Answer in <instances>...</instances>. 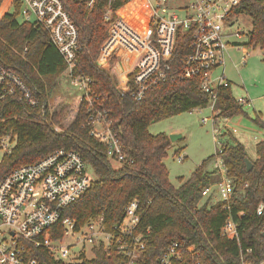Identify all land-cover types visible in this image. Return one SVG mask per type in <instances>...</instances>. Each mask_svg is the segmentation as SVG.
Returning a JSON list of instances; mask_svg holds the SVG:
<instances>
[{
    "label": "trees",
    "instance_id": "1",
    "mask_svg": "<svg viewBox=\"0 0 264 264\" xmlns=\"http://www.w3.org/2000/svg\"><path fill=\"white\" fill-rule=\"evenodd\" d=\"M9 2L3 0L0 15ZM89 2L70 0L66 4L82 46L73 74L90 77L92 94L99 95L111 109L126 159L113 167L104 143L90 134L82 101L67 128L55 129L60 124L59 114L48 106L42 108L41 104L48 100L66 63L45 29L17 20L19 4L15 2L13 10L0 19V62L23 76L26 84L34 89L40 105L31 107L15 98L1 102L0 135L16 136V144L0 160V179L11 169L35 162L58 148L75 150L95 177L77 200L63 208L62 215L74 218L78 225L102 218L104 228L111 231L123 217L125 206L137 199L138 230L149 229L137 264H160L161 253L172 242H178L186 262L192 255L201 264H241L242 255L251 264H264V207L261 214L256 213L258 203H264V121L258 115L253 119L262 129L263 137L255 144L256 158L250 159L249 171L244 145L227 130L220 135L221 156L234 188L227 209H224V201L214 197V190L206 196L202 194L217 176L215 169H208L216 153L203 159L185 181L174 186L163 163L171 141L165 133H149L148 126L185 111L206 107L210 95L200 90L196 78H168L140 100L121 95L115 88L114 77L97 63L100 47L115 16L111 13L110 19L104 17L108 0H94L91 6ZM124 3L112 1L111 8L114 10ZM235 11L251 17L247 45L258 47L264 62V0H242ZM188 37L186 32H177L172 69L187 51ZM214 107L216 117L245 114L230 87L217 89ZM238 214L242 223L239 240L222 236L220 230L226 218H237ZM57 230L59 226L47 229L41 236L57 238L61 234V230L54 232ZM25 244L30 255L42 264L126 263V258L118 251L105 252L102 246L95 248L91 258L82 255L76 261L63 262L42 246Z\"/></svg>",
    "mask_w": 264,
    "mask_h": 264
},
{
    "label": "built area",
    "instance_id": "2",
    "mask_svg": "<svg viewBox=\"0 0 264 264\" xmlns=\"http://www.w3.org/2000/svg\"><path fill=\"white\" fill-rule=\"evenodd\" d=\"M68 1L10 0L7 9L17 2L24 22L47 31L66 63L65 71L72 83L82 91L80 102H83L90 134L104 143L109 160L119 165L126 156L111 109L99 95L92 94L90 77L73 74L82 46L78 28L66 7ZM112 1L125 3L113 10ZM132 1L108 0L104 17L110 19L112 13L115 18L100 47L98 65L114 77L115 88L121 95L135 100L142 99L150 89L168 78H196L200 90L210 95L206 107L210 108L215 124L218 118L214 107L217 89L230 87L224 71L226 55L230 49H235L243 52L242 62L249 56L244 47L249 36L243 38L244 32L233 27L239 15H247L235 11L242 0H138L134 10L123 12L122 9ZM93 2L90 0L89 6ZM179 30L188 34L189 41L178 66L172 69L171 58ZM8 98L31 107L40 105L34 89L26 84L23 76L0 62V104ZM236 101L243 107L251 104L246 96H240ZM47 105V101H43L41 107ZM207 119L203 117L202 123ZM213 130L217 132L216 128ZM214 140H217L216 136ZM217 142L219 147L213 159L217 180L202 194L206 196L215 186L219 198L225 202L224 209H227L234 188L223 163L220 141ZM15 144L16 136L0 135V160ZM178 158L182 159V155ZM94 177L93 170L79 152L64 148L8 171L0 179V264H42L30 255L25 242L48 249L55 259L63 262L76 261L82 255L87 257L89 251L94 256L95 248L102 246L105 252L115 249L122 254L126 258L125 264H137L145 249V233L149 230H138L137 199L125 206L123 217L111 231L104 228L102 218L78 225L74 218L62 215L63 208L77 200ZM263 207L264 203L259 202L256 213L261 214ZM237 216H228L220 233L238 241L242 223L240 214ZM58 226L59 230L54 232L61 230L59 237L41 236L47 229ZM190 257L186 262L178 242H172L161 253L158 262L201 264L192 255ZM240 259L241 264H251L242 255Z\"/></svg>",
    "mask_w": 264,
    "mask_h": 264
},
{
    "label": "rangeland",
    "instance_id": "3",
    "mask_svg": "<svg viewBox=\"0 0 264 264\" xmlns=\"http://www.w3.org/2000/svg\"><path fill=\"white\" fill-rule=\"evenodd\" d=\"M12 10V7L6 8L0 15V19L6 12ZM16 18L19 22H24L20 15ZM233 27L244 32L243 38L247 39L252 29V19L248 15H239ZM244 47L249 51L246 62H242V51L230 49L225 58L224 71L231 82L230 90L235 99L245 96L247 92L250 96V106L243 107L245 114L235 115L228 120L218 117L213 124L209 107L195 108L155 121L148 126L151 134L165 133L181 136L171 141L163 159L169 181L174 186H179L185 181L203 159L214 155L219 147L217 140L221 141L220 135L223 131L231 132L233 137L244 145L249 160L256 158L255 144L262 139L263 131L253 119L255 115H258L264 121V62L258 47L253 48L247 45ZM81 97L82 91L72 83L68 73L64 71L47 100L49 109L56 111L60 116V124L55 126L56 130L67 128L72 122ZM203 117L208 118L205 123L201 121ZM214 128L217 132H214ZM232 129H235V132ZM180 155L182 159L179 160ZM111 163L113 167L118 166L115 161ZM208 169H213V161ZM216 180L217 176H214L213 183ZM212 190H214V197L219 199L215 186ZM92 256L89 251L87 257Z\"/></svg>",
    "mask_w": 264,
    "mask_h": 264
},
{
    "label": "water",
    "instance_id": "4",
    "mask_svg": "<svg viewBox=\"0 0 264 264\" xmlns=\"http://www.w3.org/2000/svg\"><path fill=\"white\" fill-rule=\"evenodd\" d=\"M168 137H169L170 141H174V140L180 138L181 136L179 134H169ZM245 163H246V169H247V171H249L252 167V162L248 158H246ZM263 235H264V233H263Z\"/></svg>",
    "mask_w": 264,
    "mask_h": 264
},
{
    "label": "bare ground",
    "instance_id": "5",
    "mask_svg": "<svg viewBox=\"0 0 264 264\" xmlns=\"http://www.w3.org/2000/svg\"><path fill=\"white\" fill-rule=\"evenodd\" d=\"M138 0H134L132 2H130L129 4H127L123 9L122 11L123 12H128L130 10H134L136 8V6L138 5Z\"/></svg>",
    "mask_w": 264,
    "mask_h": 264
},
{
    "label": "crops",
    "instance_id": "6",
    "mask_svg": "<svg viewBox=\"0 0 264 264\" xmlns=\"http://www.w3.org/2000/svg\"><path fill=\"white\" fill-rule=\"evenodd\" d=\"M230 81V80H229ZM230 85H231V82H230ZM248 99H250V96H249V94H248V92H247V94L245 95ZM251 100V99H250Z\"/></svg>",
    "mask_w": 264,
    "mask_h": 264
}]
</instances>
